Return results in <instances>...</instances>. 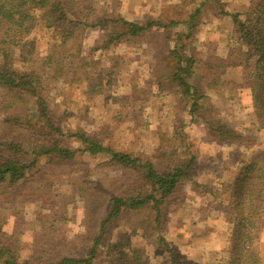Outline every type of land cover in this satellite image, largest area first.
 Listing matches in <instances>:
<instances>
[{
    "label": "rangeland",
    "instance_id": "rangeland-1",
    "mask_svg": "<svg viewBox=\"0 0 264 264\" xmlns=\"http://www.w3.org/2000/svg\"><path fill=\"white\" fill-rule=\"evenodd\" d=\"M81 2L87 9L82 55L94 61L92 71L103 75L99 93H85V79L79 74L71 84L49 79V71L41 66L49 32L36 28L14 49L13 67L47 73L43 76L49 80L48 113L60 129L53 140L74 154L68 159L55 153L37 158L34 153L39 145L51 143L52 137L49 141L48 136L43 139L36 133L32 100L26 110L5 113L0 107V143L19 145L22 154L18 158L36 162L24 185L0 186V242L13 248L20 261L31 264L84 257L97 238L93 264L112 259L113 255H106L108 246L117 249L114 258L136 251L141 264H170L167 248L183 264H226L228 225L222 228L221 223H213L224 221V211L226 219L232 214L212 203L214 186L197 184L194 179L198 176L204 183L209 174L200 173L216 167L225 183L249 159L251 149L264 152V131L256 130L250 98L240 86L252 66L237 64L236 53L242 48L231 19L242 14L250 0ZM123 20L138 25L173 24L166 28L151 25L131 35ZM177 55L193 59L186 79L198 91L193 114L192 99L181 96L176 87L168 88L160 78L175 70ZM15 113L26 117L29 126L3 122L6 114ZM216 122L240 138L221 144L209 127ZM76 134L142 163L150 161L159 172L185 169L188 179L161 206L159 226L152 223L149 203L139 210H122L105 221L113 197L135 196L147 187L139 170L121 167L107 152H85ZM223 197L220 186L214 200ZM260 219L261 212L253 246L259 264H264V250H259L264 233Z\"/></svg>",
    "mask_w": 264,
    "mask_h": 264
},
{
    "label": "trees",
    "instance_id": "trees-1",
    "mask_svg": "<svg viewBox=\"0 0 264 264\" xmlns=\"http://www.w3.org/2000/svg\"><path fill=\"white\" fill-rule=\"evenodd\" d=\"M85 10L87 9L81 0H0V107L5 113L10 109L26 110L27 103L32 100L37 112L36 133L43 139L48 136L49 141L52 137L51 143L39 145L34 153L37 158L55 153L60 159H68L72 157L74 151L63 145L58 147V141L53 140V135L60 133V129L51 120L45 100L49 80L44 78V72L40 73L36 70L26 72L13 67L14 49L22 46L21 42L36 28L49 32L50 40L41 64L46 71H49V79L54 81L61 78L64 80L63 83L71 84L76 79L74 75L79 74L85 79V93H99L103 86V75L97 70L92 71L91 66L95 65L94 61L82 55L83 35L87 26ZM231 19L237 29L240 48H242L236 53L239 58L237 64L245 63L247 67L252 66L240 86L247 90L250 98L256 130H264V0H250L249 7L242 14L231 15ZM122 24L126 26V32L137 35L151 25L166 28L173 23L162 25L147 22L145 25H138L123 20ZM177 57L178 65L175 63V70L167 76L161 75L160 78L166 81L168 88L176 87L181 96H189L192 99L190 112L193 114L197 109L195 97L198 91L186 80L191 74L190 63H193V59L183 58L180 55ZM87 69L88 71H85ZM69 75L73 77L69 78ZM206 86L210 84L207 83ZM3 122L16 126H29L31 123L26 117L22 118L16 113L6 114ZM209 127L221 144L240 138L218 122L211 123ZM33 129L34 127L31 126V130ZM73 136H77L83 143L85 152L89 154L107 152L111 160L121 167L139 170L142 181L147 187L144 192L138 190L135 196L113 197L105 221L116 217L122 210H139L149 203L154 214L152 223L159 226L162 218L161 206L166 204L167 199L174 194L178 186L188 179L185 169L172 167L168 171L159 172L150 161L142 163L129 154L112 151L85 134ZM21 154L19 145L11 142L0 143V186L13 188L24 185L31 176L29 173L36 162L34 159L29 163L23 162L18 158ZM225 191L229 200L226 210L228 214H232L227 219V223L231 226L227 264H259L253 242L256 235V221L264 206V152L257 153L242 164L232 182L225 186ZM98 241L97 238L84 257L76 259L62 257L54 264H93ZM116 251V248L111 250L108 246L106 255L113 257L107 264H141L136 251L129 250L128 255L118 253L114 258ZM167 253L170 264H183L168 248ZM0 264L31 263L20 261L13 248L0 242Z\"/></svg>",
    "mask_w": 264,
    "mask_h": 264
},
{
    "label": "crops",
    "instance_id": "crops-1",
    "mask_svg": "<svg viewBox=\"0 0 264 264\" xmlns=\"http://www.w3.org/2000/svg\"><path fill=\"white\" fill-rule=\"evenodd\" d=\"M176 24H178V25H180L178 22H175ZM182 24V23H181ZM45 51H46V49H45ZM246 91V90H245ZM250 101V100H249ZM260 132H262V131H264V130H259ZM219 145V144H218ZM221 145V144H220ZM251 155H250V157H249V159L248 160H244L243 161V163L242 164H244L245 162H247V161H249L251 158H252V156H254V155H256L257 154V150L255 151V150H252L251 149ZM256 152V153H255ZM241 164V165H242ZM240 165V166H241ZM213 166V165H212ZM222 165H220V167H221ZM239 166V167H240ZM206 168H207V166H205ZM211 167V166H210ZM238 167V168H239ZM209 169V168H208ZM216 169V167H213V169H211V170H208V171H203V173H200L202 176H205V175H207V174H209V175H207V179H205V182L204 183H202L199 179H198V176L197 177H195V179L194 180H196V181H194L195 183L196 182H198L197 184H207V185H209V186H214L215 188L214 189H212V203L214 204L215 202H217L216 203V205H218L219 207H221L220 205H222V209H223V207L225 208V210H226V208H228V204H229V200H228V197H227V192L225 191V186L227 185V184H229V183H231L232 182V180H233V177H234V175H235V173L237 172H235V173H233V175H232V177L230 178V179H228L229 181H225V183H221V181H220V176H221V174H220V170L219 171H216L215 170ZM238 170V169H237ZM202 171V170H201ZM211 172V173H210ZM205 174V175H204ZM206 177V176H205ZM220 186H222V190H223V192L225 193V197H223L222 199H217V201H215L214 200V197H217L218 196V194H219V192H220ZM225 215H226V213H225V211L223 212V216H224V221H221L220 222V219H219V221H216V222H214L213 224H217L218 226H220V223H221V226H222V228H224L223 226H226L225 224H227L228 226H227V228H228V231H229V235L227 236V238H228V241H229V236H230V225L227 223V219L225 218ZM220 218V217H219ZM219 222V223H218ZM225 223V224H224ZM260 224H264V206H263V209L261 210V219H260ZM212 229V232H214V230H213V228H211ZM262 231L264 232V228H262ZM264 236V233L262 234V237ZM261 237V240H260V242H261V245H263V247L262 248H260L259 247V250H261V249H263L264 250V238H262ZM263 256H264V254H263ZM227 260H228V254H227V257H226V259H225V263L227 264L228 262H227Z\"/></svg>",
    "mask_w": 264,
    "mask_h": 264
}]
</instances>
